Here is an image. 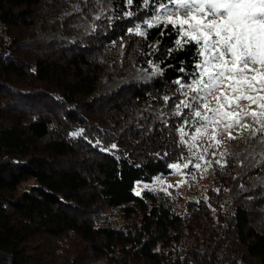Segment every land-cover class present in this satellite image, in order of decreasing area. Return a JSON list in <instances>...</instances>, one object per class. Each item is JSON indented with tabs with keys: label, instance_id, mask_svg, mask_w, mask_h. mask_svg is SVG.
Returning a JSON list of instances; mask_svg holds the SVG:
<instances>
[{
	"label": "trees",
	"instance_id": "obj_1",
	"mask_svg": "<svg viewBox=\"0 0 264 264\" xmlns=\"http://www.w3.org/2000/svg\"><path fill=\"white\" fill-rule=\"evenodd\" d=\"M73 1L0 0V264H264V186L236 196L230 214L223 194L183 213L162 193L134 192L191 158L178 131L188 110L175 114L191 94L175 82L189 79L195 43L163 20L139 35L149 0H79L55 24L85 16L90 34L22 43ZM134 66L160 73L92 96L104 71ZM261 177L264 159L243 182Z\"/></svg>",
	"mask_w": 264,
	"mask_h": 264
},
{
	"label": "snow or ice",
	"instance_id": "obj_2",
	"mask_svg": "<svg viewBox=\"0 0 264 264\" xmlns=\"http://www.w3.org/2000/svg\"><path fill=\"white\" fill-rule=\"evenodd\" d=\"M128 2L131 3V0ZM147 7L151 9L152 20H144L141 25L136 26L139 35L146 34L139 31L140 27H159L163 20L165 28L171 25L178 36L187 37L184 44L196 45L194 68L189 79L175 82L181 95L191 94L188 102L182 101L176 105L175 114L178 116L185 115L180 112L181 107L188 110V118L183 119L178 128L182 134V143H187L183 136L200 134L212 125H223L220 131L228 132L229 139L235 140L231 129L240 128L247 113L237 115L224 109H239L241 100L253 101L250 95L237 94L251 89L253 73L260 71L264 77V0H149ZM128 15L131 16L132 13ZM180 47L182 43L177 41V48ZM222 87L225 89L222 99L217 97V106L209 108L208 98ZM256 90H264V83ZM229 96L234 97L232 102H229ZM164 99L167 101L169 98ZM261 115H264V106ZM229 117L234 119L228 122ZM253 121L257 122L255 113ZM260 124L258 130H252L253 137L257 134L264 135V121ZM185 128H190L191 131L186 132ZM82 132L81 129L73 132V135H80ZM215 135L216 131L213 129V136ZM218 145L219 141L210 145L213 149L212 156L216 155ZM115 147L116 145H112V148ZM192 156L196 162L189 159L184 167L191 164L193 169L201 168L202 156L196 152ZM180 159H184L183 155ZM213 162L223 167L226 160H204V165L211 166ZM170 167L176 168L178 165ZM188 174L194 176V173ZM159 180L158 177L157 182Z\"/></svg>",
	"mask_w": 264,
	"mask_h": 264
},
{
	"label": "rangeland",
	"instance_id": "obj_3",
	"mask_svg": "<svg viewBox=\"0 0 264 264\" xmlns=\"http://www.w3.org/2000/svg\"><path fill=\"white\" fill-rule=\"evenodd\" d=\"M80 6L79 0H74L72 4L64 9L58 16L49 17L46 21L50 24H45L41 20L37 21L35 25L28 30L26 37L22 43L30 40L50 39L54 41H70L74 42L86 35L90 34L94 28L91 21L83 16L78 19L79 21H72V25H68V30L60 25L55 24L58 20L64 19L72 13H75ZM62 21V20H61ZM67 22V21H65ZM22 28L11 31L10 35H5L3 42L9 45L11 40L16 36H22ZM33 36H30V35ZM160 73L157 69L146 70L145 68L134 66L126 74L121 77H108V71H104L97 85V89L93 93L94 96L103 95L112 91L129 81H145L150 76ZM254 79L250 81L251 89L245 92L238 93L237 95H250L253 101L241 100L239 109H227L224 111H233L237 115L247 113V116L242 120V126L238 129H231V135L236 137L235 140L229 139L228 132H221L220 129L223 125H212L207 131H202L200 134L185 136L184 140L187 145H191V160L195 161L192 156L193 152L199 153L202 156L200 160L201 168L193 169L191 164L184 167L188 162L186 160L182 163H177L178 167L173 168L172 172L168 175H159L153 178L151 182H137L134 187V192L140 194L143 190H151L155 193H162L167 196L172 206L180 211L185 212L189 202H222V194L226 204L222 205L223 210L226 208L228 214L232 210V200L239 196L242 192H249L251 187L264 186V177L258 178L248 187L244 184L243 180L248 174L249 170L255 167L259 162L264 159V135L257 134L252 136L253 129H259L261 121H264V115H261L262 106H264V90H256L264 83L262 73L257 71L252 74ZM225 89L222 87L211 95L207 100L209 108L217 106V97H221ZM233 96H229V102H232ZM253 113L256 114V121H253ZM234 117H229L228 122ZM213 129L216 135L213 136ZM214 141H219L218 147L215 149L216 155L212 156L213 149L210 145ZM226 154V155H221ZM204 160H220L224 163L221 167L216 163L211 166H205ZM233 161V163H231ZM232 167V169H231ZM188 173H194V176ZM160 178L157 182V178ZM231 178V182H228ZM228 182V183H227ZM33 180H28L22 183V187L29 186ZM226 185V186H225Z\"/></svg>",
	"mask_w": 264,
	"mask_h": 264
}]
</instances>
